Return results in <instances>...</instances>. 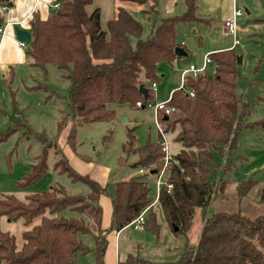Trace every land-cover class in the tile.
<instances>
[{"label":"trees","instance_id":"obj_1","mask_svg":"<svg viewBox=\"0 0 264 264\" xmlns=\"http://www.w3.org/2000/svg\"><path fill=\"white\" fill-rule=\"evenodd\" d=\"M185 1V12L160 18L142 38V25L123 8L107 19L103 27L100 7L86 9L93 0H56L59 6L46 18L34 12L27 20L30 40L25 45L26 56L31 65L53 64L62 70L70 82L67 98L70 114L77 124L110 122L115 116L113 104L136 106L139 101L144 107L152 100L151 83L160 78L158 64H171L176 57L174 48L181 45L177 41L178 27L202 21L197 15V0ZM9 3L10 0H0V8L8 7ZM3 22L0 9V24ZM129 37L135 38L134 44ZM237 56L234 48L210 52L212 77L205 70L196 76L185 75L182 87L173 90L164 108L158 110L161 131L178 128L175 139L182 144L166 164L161 141L148 138L144 144H136L135 134L128 129L118 163L135 156L129 165L144 169L142 175L102 186L87 175L78 174L67 160L58 159L54 169L65 172L72 180L85 182L88 193L67 194L63 185L56 184L29 193L24 200L13 194L1 195L0 217L21 218L25 224L32 223L36 217L39 221L21 232L20 247L12 234L0 230V264H73L78 254L89 251L95 253L98 264H104L106 237L98 203L101 193L110 196L111 228L119 230L128 226L147 207L144 229L158 236L160 225L152 206L155 195L147 176L157 175L162 169L164 184L155 203L174 235H186L195 209L200 208L204 213L223 187L224 181L212 176L216 167L213 152L227 153L223 167L231 169L230 152L236 148L240 131L246 127L264 128V118L246 120L252 102H241L237 94L240 79ZM140 86L147 88L146 94L141 93ZM73 135L71 129L69 137ZM4 138L6 134H0V140ZM6 159L9 163V154ZM45 169L42 153L15 185L24 188L34 184ZM256 182L238 180L235 196L243 198ZM166 184L171 187L167 189ZM258 199L264 203V182ZM64 210L69 213L63 215ZM83 234L93 237V247L79 237ZM131 256L123 264L138 260ZM175 264H264V214L248 216L240 211L203 214L197 242L191 245L186 241Z\"/></svg>","mask_w":264,"mask_h":264},{"label":"rangeland","instance_id":"obj_2","mask_svg":"<svg viewBox=\"0 0 264 264\" xmlns=\"http://www.w3.org/2000/svg\"><path fill=\"white\" fill-rule=\"evenodd\" d=\"M111 3L112 0H93L92 4L86 6V9L90 10L98 4L102 11L101 23L105 27V22L109 19L111 12ZM129 3L132 9L128 12L142 25L141 37L144 38L151 27L145 12L149 8L150 0H144L142 3H135V1ZM153 4H156V6H151L153 16L157 14L155 9L163 16V1L153 2ZM237 4L243 11L242 15L246 14L245 9L250 10L251 13L256 9V15H254L257 20L238 21L236 35L239 43L234 47L236 54L240 57L237 94L241 102L246 100L252 102L250 114L246 120L256 121L264 118V20L261 19L264 0H238ZM245 27L246 29L243 30ZM231 38L216 20H212L209 24L180 25L177 32L179 42H184L186 48L191 51V56L193 55L196 59H199L197 56L209 47H215L212 48L214 49L212 52L221 50L222 48L219 49L218 46L232 41ZM129 41L134 44L135 38L129 37ZM19 49L23 51V48ZM189 59L185 61L189 63ZM161 67L167 68L168 66L163 63ZM10 69L0 66V134H6V138L0 140V191L3 194H13L18 199L24 200L27 194L48 189L56 184L63 185L67 194H86L89 186L85 182L72 180L65 172L59 173L54 169V163L58 159L67 160L78 174H87L92 178L103 175L101 167L107 168L106 180L112 183V180H118L120 176H128L137 170L129 165H118V157L122 155L121 147L126 141L128 129L135 134L136 144H144L148 138L157 139V133L160 130L154 106L160 101L168 100L166 99L167 94L164 98H160L162 96L157 94L160 92L164 96L165 92L162 87L157 91L155 87L153 88L155 93L153 92L152 100L142 108L126 103L113 104L115 116L110 122L96 121L77 124L70 114L67 98L70 82L62 75V70L53 64H47L44 67L31 65L26 53H24V59L13 62ZM206 73L208 77H212L211 62L207 64ZM161 81L162 77L157 82L158 86ZM254 127L262 128L261 126ZM71 129H74L73 138L69 137ZM255 131L252 135L251 130H244L242 139L247 137L246 135L258 139L261 130L255 129ZM262 147H264V140ZM42 153L46 162V169L42 176L34 184L24 188L17 187L15 183L21 178L23 172L27 171L29 164L35 162L37 156ZM8 154L10 155L9 163L6 159ZM233 154L236 153L230 154L232 159ZM225 158L213 152L215 169L218 167L222 170ZM247 166L248 164H243L244 168ZM243 167L236 165V169L229 171L233 176L232 179L226 178L225 175L222 177L225 180L222 190H219L218 195L204 213L200 208L195 209L186 235H174L166 224L160 208L156 205L154 207L156 219L160 225L158 236L144 229L142 225L138 230L129 227L120 237V253L126 252L124 249L129 242L133 244L129 254L132 258L138 259L133 264H175V260L183 250L184 242H197L203 224V214L211 216L218 211L227 213L240 211L248 216L264 214V203L258 199L260 185H252L247 195L241 199L235 196L236 182L239 177H242ZM222 172L224 171L220 173ZM220 173L217 176L221 175ZM157 177L158 175L154 177L153 182L155 188ZM250 178L254 177L249 176L244 179ZM109 191H112L111 186ZM102 197H104L103 207H101L102 218L106 221L110 218L109 195L103 194ZM68 213V210L62 212L63 215ZM38 221L39 217H36L32 223L25 224L21 218L9 220L2 216L0 229L10 232L15 237L17 246L20 247L21 231ZM79 237L89 247L94 246L93 237L90 235L83 234ZM127 255L128 253L123 255L124 259H127ZM73 264L98 263L95 253L89 251L85 254H78Z\"/></svg>","mask_w":264,"mask_h":264},{"label":"crops","instance_id":"obj_3","mask_svg":"<svg viewBox=\"0 0 264 264\" xmlns=\"http://www.w3.org/2000/svg\"><path fill=\"white\" fill-rule=\"evenodd\" d=\"M130 1L131 0H112L111 12L109 14L110 16L108 17L109 18L114 17L120 8H123L127 11L132 9V5L129 3ZM157 1L159 2L161 0H150L149 8L145 10V12L147 13L148 22L151 23L149 33L152 27L159 21L160 18L165 17V16H170V15H175V14H182L187 9V4L185 0H162L163 1L162 12L164 13V15L163 16L160 15V12L157 9H155L156 10L155 12L157 14H155L156 16L154 17L153 11H151V6L152 5L156 6V4H153V2L157 3ZM55 2L56 0H10L8 7L0 8L3 12V19H4L3 24L7 23L6 34L0 41V66L2 68L10 69V67L12 66V63L15 61H18L19 59L22 61L24 59V53H26L25 47L20 45V42L15 37L13 26H18L19 28L29 31L27 20L31 17L32 13L36 12L42 19H44L48 16L49 13L53 12L54 10L53 4ZM237 2L238 0H197V15L200 18H202V21H199L198 23H189V24H191L192 26L196 24H200V23L209 24L212 20L214 21L216 20L218 25H220V27L226 30V32L233 38V35L230 34L227 31L226 27L224 26V20L231 15L233 5L238 7ZM95 6H98V4H95ZM245 12H246L245 15H242L243 13H241V15L237 18V24H238V21L240 20L241 21L257 20L256 19L257 17L255 16L256 9H254L253 11L254 13L252 12L253 14L251 13L250 10H247V9H245ZM101 14H102V11H101ZM261 14H262L261 19L264 20V10H261ZM151 16H152V20L150 21ZM243 16L244 18L241 19V17ZM245 29L246 27L243 30ZM232 38H231L232 41H228L226 44H223L221 46L219 45L218 48L219 49L222 48L221 50L234 48L235 44L237 45V43H234V38L233 39ZM237 39H238V36H237ZM177 41L179 44H181L180 46L184 49V51L186 52V55L176 56L171 64L166 63L168 66L167 68L161 67L163 63L158 64L157 73L159 74L160 78L162 77V81L159 86H158V83H157L158 81H157L155 84V88L157 91L158 89H161L162 87V89H164V92H165L164 96L161 95L160 92H157L158 95L162 96L160 98H164L165 95L167 94L166 99H169L173 90L182 87V83H183L182 73L184 72V70L188 69L190 65H194L197 68L201 67L203 65V57L206 54H209L210 51L212 52V50H214L212 48H215L213 46V47H209L205 51H202L201 55L197 56L199 59H196L193 55L191 56V51L188 50L189 48H186L184 42L182 41L179 42L178 39ZM19 48H23V51ZM189 55H190V59H189ZM187 58L190 60L189 63L185 61V60H188ZM207 64L205 67V71L207 68ZM161 72L162 74H160ZM165 101H160V102H165ZM249 120L250 119H248L247 121ZM248 129L251 130L252 135L254 134V132H256L255 129L261 130V134H259L258 139L250 138L251 136H248V135H246L247 137L242 139V136H244V130H248ZM159 130L160 131H158L157 133L156 140L162 141V137L165 136L166 141H167L168 153L170 155L177 153L182 148V144L175 139V136L179 129L176 128L174 131L166 132V133H162L160 127H159ZM263 140H264V128L263 127L262 128H257V127L243 128L238 134L236 148L230 152V153L232 152L236 153L235 155L233 154L234 158H233V165L231 169H227L223 167L221 170V168L218 169L217 167L214 171V174H212V176H214L215 179H219L218 177H221V180H223L222 177L225 175L226 178L232 179L233 176H231L229 171H232L236 167V165H239V167H243V164H248L247 167L242 168L243 169L242 177H239L238 180H244L245 177L253 176L254 178H250V179L257 181L255 184L261 185V183L264 182V147H262ZM226 156L227 155L225 153L223 157H226ZM135 158H136L135 156H130L129 160L126 163H123V164L118 163V165L120 166L129 165L135 160ZM70 167L72 168L71 165ZM134 168H136L137 170L128 176H120L118 180L128 179L131 176L142 175L145 171L144 169L143 171H140L141 168L139 167H134ZM72 169L74 170V168ZM100 170L103 175H100L97 177L94 176V178L89 177L87 174H82V175H87L89 178L93 179L94 181H96L102 186L106 184H111V182L108 183V181L106 180L108 169L101 167ZM221 171H224V172H222L221 174L220 173ZM150 172L151 174L153 173V171H150ZM218 173H220L221 175L217 176ZM155 176L156 174L149 175L147 176V180L149 183H152L149 185L151 186V190H152L151 192L154 193L156 197V188L155 186H153ZM115 181L117 180H112V183ZM223 181L225 182V180ZM224 182H223V185H224ZM103 194H106V193H101L98 199V203L100 207H103L102 206L103 198H104L102 197ZM1 195H3V193L0 191V196ZM109 201H110V218L107 219L106 221L105 220L103 221V218H102L103 216L101 213V228L104 230V234L106 237V247H105V251L103 255V263L104 264H123V261L125 260L124 259L125 257H123V255L127 253L129 255L131 248L133 247V244L128 242V244L126 245V248L124 247L125 248L124 250H126V252L124 251L121 254L120 249H119L120 248V245H119L120 237L122 236V233L124 232V230L131 226L128 225L119 230H116L110 227L111 209H112L110 196H109ZM152 206L153 207L156 206L155 200L152 202ZM106 209H107V205H106ZM1 221H2V216L0 217V223ZM142 227L144 228L143 224H142ZM133 230H138V229H133ZM3 231H6V230H3ZM185 243L186 241L183 244L184 246H185ZM190 244L194 245L195 243L191 242Z\"/></svg>","mask_w":264,"mask_h":264},{"label":"built area","instance_id":"obj_4","mask_svg":"<svg viewBox=\"0 0 264 264\" xmlns=\"http://www.w3.org/2000/svg\"><path fill=\"white\" fill-rule=\"evenodd\" d=\"M58 6H59V4L57 2H55L53 4V8H57ZM241 13H242V9H240L239 7L233 5L231 15L224 20V26L226 27L227 31L230 34L233 35L234 43H238V39H237V36H236L237 18L241 15ZM6 27H7V23L6 24H0V41L2 40L4 35L6 34ZM20 45L25 47L26 44L20 42ZM208 62H211V59L209 57V54H206L204 56L203 65L201 67L197 68L194 65H190L188 67V69L184 70V72L182 73V81H184L185 75L196 76L198 73H200L203 70H205L206 64ZM155 84L156 83H154V82L151 83V88L152 89L155 87ZM190 94L192 95V93H190ZM165 102H158L154 106L156 119H157L158 110L164 108ZM147 104H149V103H147ZM141 106H142V104L139 101L136 102V107H141ZM165 112L167 113L168 109H165ZM161 142H162V144L164 146V150H165V157H164L165 158V162H164V164H166V162L171 158V155L168 153L167 141H166L165 136L162 137V141ZM140 171H143V169H140ZM157 175H158V177L156 179V197H155V200L157 199L160 186L164 184V181H163V169ZM165 186H166L167 189H169L171 187L170 184H166ZM146 209H147V207L145 209H143L128 225H130L133 229H139L141 227V225L144 223V220H145L144 213H145Z\"/></svg>","mask_w":264,"mask_h":264},{"label":"water","instance_id":"obj_5","mask_svg":"<svg viewBox=\"0 0 264 264\" xmlns=\"http://www.w3.org/2000/svg\"><path fill=\"white\" fill-rule=\"evenodd\" d=\"M13 30H14L15 37L19 42H22L24 44H27L29 42V40H30V32L29 31L22 29V28H19L18 26H14ZM174 53L176 56L186 55V52L184 51V49L179 45H177L174 48ZM237 63H240V57L239 56H237ZM139 89H140L141 93H143V94L147 93V88L140 86ZM175 229H176V227H175Z\"/></svg>","mask_w":264,"mask_h":264}]
</instances>
